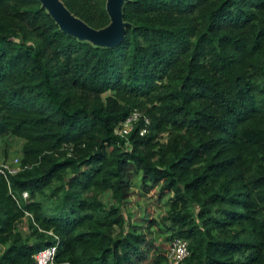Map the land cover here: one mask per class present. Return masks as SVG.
<instances>
[{
	"label": "trees",
	"instance_id": "1",
	"mask_svg": "<svg viewBox=\"0 0 264 264\" xmlns=\"http://www.w3.org/2000/svg\"><path fill=\"white\" fill-rule=\"evenodd\" d=\"M59 1L108 24L105 0ZM121 19L98 46L38 0H0V137L23 139L0 174V264L53 244V264H167L175 237L180 264H264V0H124ZM132 181L154 190L159 243L121 210Z\"/></svg>",
	"mask_w": 264,
	"mask_h": 264
},
{
	"label": "water",
	"instance_id": "2",
	"mask_svg": "<svg viewBox=\"0 0 264 264\" xmlns=\"http://www.w3.org/2000/svg\"><path fill=\"white\" fill-rule=\"evenodd\" d=\"M58 28L79 40L94 45L111 47L118 44L124 34L125 23L121 19V5L124 0H105L104 8L108 16V24L94 29L72 15L59 0H38Z\"/></svg>",
	"mask_w": 264,
	"mask_h": 264
},
{
	"label": "rangeland",
	"instance_id": "3",
	"mask_svg": "<svg viewBox=\"0 0 264 264\" xmlns=\"http://www.w3.org/2000/svg\"><path fill=\"white\" fill-rule=\"evenodd\" d=\"M108 95V92L103 93L102 96ZM155 105H157V102H148L144 104V108H148V109H152V107H154ZM139 112L148 116L145 111H142L139 109ZM159 139L160 141H165L166 140V132H161L159 134ZM23 145V139L12 135V134H5L3 136L0 137V163L1 162H7V161H12L13 159H16V165L17 169H20V165H19V158L21 155V148ZM70 147V145H69ZM132 177V176H131ZM136 181H132L131 183V187H130V195L127 197L129 203L122 207L121 210L125 213L129 212L130 214L127 215L128 216V220H133L134 223H137L141 225L140 228L144 229V232L146 234V238L151 239V241H153L154 243L157 242L159 243L157 240H160V238L158 239V230L155 228L157 225L155 224V222H153L154 220L157 221L158 219V215L160 214V210L158 211V209L156 207H153V209H151L148 211L146 206V202L145 200L150 199L151 201L155 198L154 195V190L152 189L151 191H149L147 194H141L139 193V190H137V186H135ZM100 197V196H99ZM101 199L105 204H109L111 203V199H110V195L109 193H105L101 195ZM162 210V209H161ZM152 211V214L150 213ZM138 213L142 216L140 220H138ZM154 219V220H153ZM149 220H152L151 222H148ZM26 222L25 220L21 221L18 224V229L22 232V233H26L27 232V228H26ZM116 230V229H115ZM154 233H152V232ZM116 232V231H115ZM155 234V235H154ZM153 253V247L149 249V255Z\"/></svg>",
	"mask_w": 264,
	"mask_h": 264
},
{
	"label": "built area",
	"instance_id": "4",
	"mask_svg": "<svg viewBox=\"0 0 264 264\" xmlns=\"http://www.w3.org/2000/svg\"><path fill=\"white\" fill-rule=\"evenodd\" d=\"M139 115L138 112L132 110V112L125 117L122 121L118 122L115 128V133L119 135L127 134L136 121L138 120ZM143 126L139 128L138 134L142 135L146 131V125L148 124V120L146 117L142 118ZM16 165V159L12 161H5L0 163V174L5 175L14 174L18 169ZM22 198L27 199V195L25 192H22ZM55 253V245H48L33 254V259L36 264H53V258ZM188 255L187 243L184 239L173 238L170 241L166 263L167 264H180L185 257Z\"/></svg>",
	"mask_w": 264,
	"mask_h": 264
}]
</instances>
